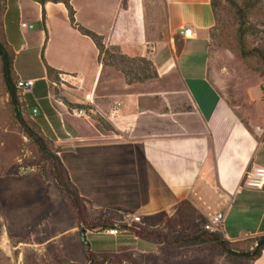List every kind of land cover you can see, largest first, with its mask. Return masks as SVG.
Instances as JSON below:
<instances>
[{"label": "crops", "instance_id": "obj_1", "mask_svg": "<svg viewBox=\"0 0 264 264\" xmlns=\"http://www.w3.org/2000/svg\"><path fill=\"white\" fill-rule=\"evenodd\" d=\"M149 1L129 0L126 14L134 13L140 19ZM123 2L70 0L75 23L102 36L107 49L117 48L131 57L136 44L141 57L154 64L157 78L144 83L128 84L120 73L107 68L96 44L72 24L64 3L46 2L43 6L34 0H6L4 31L16 55L27 50L28 43L22 34L18 42L10 32L11 3L18 8L20 29H26L22 27L26 6H34L39 13L44 74L24 80L15 67L21 81H35L27 94L38 96L46 89L50 108L59 119L50 123L45 117V121L55 134L54 125L65 130L71 137L68 140L77 141L82 148L90 146L92 158L109 156L103 154V142L116 152L126 146L119 144L135 141L136 162L132 165L136 175L125 183L141 188L140 198L142 193L146 197L139 205L145 215L169 212L187 202L206 222L223 214L221 232L231 242L246 235H264V188L244 186L248 171L264 167V128H249L211 79L210 31L216 26L211 0H163L161 8L155 5L154 22L157 24L162 13L165 16L164 40L158 37L152 17L141 19L142 30L134 40L120 33L116 37ZM184 28L193 29L194 37H182L179 32ZM48 67L59 73L62 89L50 80ZM42 82L43 89L39 87ZM57 88L60 94L55 95ZM89 94L92 102L85 100ZM68 108L73 110L70 121L62 110L68 113ZM78 108H84L87 115L76 117ZM57 139L61 141L59 136ZM81 154L85 156V151ZM71 180L75 184L73 176ZM254 264H264V253Z\"/></svg>", "mask_w": 264, "mask_h": 264}, {"label": "rangeland", "instance_id": "obj_2", "mask_svg": "<svg viewBox=\"0 0 264 264\" xmlns=\"http://www.w3.org/2000/svg\"><path fill=\"white\" fill-rule=\"evenodd\" d=\"M236 1L246 9L247 14L249 30L244 45L240 39V21L236 13L227 1L218 0V21L210 32V76L223 98L237 110L249 128H264V59L257 53L243 58L242 53L245 51L249 54L255 49L264 51V0ZM128 3L129 0L123 2L117 19L116 37L123 34L128 40H134L137 32L142 30L141 19L148 21L152 17L153 20L152 8L155 5L161 8L164 2L150 0L140 19L134 13L126 14ZM11 5L7 22L10 32L18 42L23 37L28 43L27 50L15 56L16 70L24 80L41 78L44 63L38 10L31 5L24 8L22 21L33 25L34 29H20L18 8L16 4ZM164 17L162 13L157 24L154 20L152 23L158 26V37L163 40L167 37ZM135 45L131 57L124 55L128 60L121 58L123 54L117 48H111L108 54L101 55L100 61L107 68L120 73L126 81L139 83L146 75H152L153 67L146 64L145 61L150 62L149 59L141 57ZM91 75L89 72L88 80ZM58 79L60 81L54 75L50 76V80L62 89L59 76ZM17 81H20L19 77ZM44 85L42 82L39 87L43 89ZM85 87L89 88V82ZM60 89L55 90V95L60 94ZM19 95L29 121L43 126L62 163L68 166L70 176L74 177L79 193L86 201L89 222L103 224L113 219L124 230L127 221L132 223L134 217H141L137 225L159 232L168 243L205 229L206 220L187 202L162 214L145 215L142 212L139 204L146 196L142 193L140 198L141 188L135 183H125L136 175L132 165L136 162L135 141L119 144L120 147L126 146L116 152L107 149L111 145L103 142V154L109 156L92 158L90 146L82 148L77 141L68 140L71 137L64 134L65 130L54 125L55 134L45 121V117L50 123L58 118L57 112L50 108L46 89L41 90L38 96H21V91ZM58 100L64 102L61 97ZM35 106L39 109L37 116L32 113ZM62 110L69 121L74 119L69 117L73 115L72 109L68 108L70 114ZM57 136L61 138L60 142ZM83 150L85 156L81 154ZM78 166L82 168L78 170ZM83 228L87 230L90 256L81 239ZM125 231L111 237L101 229L90 230L80 223L76 208L54 181L51 164L41 159L37 146L25 137L13 116L0 62V264H93L92 256L96 263H103L106 259H122L123 264H252V261L241 257H229L213 244L169 245L156 239H135L131 231ZM216 233L223 234L221 231ZM251 239H241L234 249L240 253L247 252L253 246Z\"/></svg>", "mask_w": 264, "mask_h": 264}, {"label": "trees", "instance_id": "obj_3", "mask_svg": "<svg viewBox=\"0 0 264 264\" xmlns=\"http://www.w3.org/2000/svg\"><path fill=\"white\" fill-rule=\"evenodd\" d=\"M39 2L41 5H45L46 2H53V3H64L70 12V18L72 24L85 36L89 37L99 48L101 55L102 54H108L109 49H107L104 45V39L102 36L85 29L75 23L74 18V10L70 4V0H34ZM231 7V9L236 13L239 21H240V39L242 44L244 45V40L247 36V31L249 30L247 27V14L246 9L241 7L236 0H225ZM212 9L215 15L216 25H217V8H218V0H211ZM252 6V4H251ZM245 9V10H244ZM6 12V0H0V62H1V71L3 75V80L6 86V91L10 99V105L13 111V116L19 125L20 129L22 130L25 137L29 139L30 142H33L39 152L41 159L49 162L51 164V173L54 178V181L56 185L58 186L59 190H61L64 194H66L69 199L71 200L73 206L76 208L77 213L79 215V221L81 224L85 225L90 230H99L102 231L113 229L117 226L116 222L113 219L106 220L103 224H93L89 222L88 216H87V207H86V201L85 199L80 195L78 188L76 185L72 182L70 174L65 167V165L62 163L59 152L55 149L53 142L49 140L40 125L37 123H34L32 121H29L27 116L25 115L23 111V103L20 100L19 90L17 88V79L18 76L15 71V52L13 49L9 46V44L6 41L5 31H4V15ZM43 19L44 23L46 20V14L45 11L43 12ZM211 32V31H210ZM243 58H248L251 55L258 54L264 59V51L263 49H255L254 51L247 54L245 51H242ZM121 58L124 60H128L124 55H121ZM150 61V60H149ZM148 66L153 67L152 75H146L145 78L139 80V83H144L149 80L157 78V71L155 69L154 64L150 61H145ZM48 74L54 75L57 79V81H60L58 79L59 73L48 67ZM128 84H134L136 82H129L127 79ZM55 150H54V149ZM188 206L192 207L189 203ZM193 209V207H192ZM196 210V209H195ZM127 231H131L133 235L139 239H156L163 241L165 244H187V245H197V244H213L215 245L219 250H221L224 254L228 255L229 257H241L247 260L252 261V264H254L255 261H257L262 254L264 253V235L257 236L252 238L253 240V246L252 249L248 250L247 252H238L234 249V247L237 246V244L240 241L231 242L228 239L225 238L223 234L216 233V232H210L206 229H199L194 235L186 236L182 239L176 240L174 243H168L165 236L160 234L157 231L149 230L148 228L139 226V225H133V227L129 228L126 227ZM220 232V231H219ZM94 263L93 264H123L122 259H106L103 263H96L94 256H92L91 259Z\"/></svg>", "mask_w": 264, "mask_h": 264}, {"label": "built area", "instance_id": "obj_4", "mask_svg": "<svg viewBox=\"0 0 264 264\" xmlns=\"http://www.w3.org/2000/svg\"><path fill=\"white\" fill-rule=\"evenodd\" d=\"M22 27L23 28H29V29L34 28V26H32V25L29 26L26 23H23ZM179 34L186 39L193 38L195 35L194 30L191 28L181 29ZM34 86H35L34 80H28V81H21L20 80L17 84L18 90L21 91V96H24L25 94L30 93ZM85 100L87 102H92L93 101L92 95H90V94L86 95ZM32 113L34 116H37L39 113L38 107H34L32 109ZM74 115L76 117H84L87 115V111L84 108H78V109L74 110ZM244 186L246 188H249V189H263L264 188V167H256V168L248 171L246 176H245ZM223 220H224L223 214L219 213V214L213 215V216H211V219L207 222L205 229L207 231H210V232L221 231V225H222ZM128 222L129 221H127L126 227L131 228V227H133V225L140 224L141 217H134V219L131 221L132 223H128ZM122 230L123 229L117 225L113 229L105 230L104 234L109 235L111 237H116L120 233L126 232L125 230H123V231ZM244 238H252V237L246 235ZM106 264H108V263H106Z\"/></svg>", "mask_w": 264, "mask_h": 264}, {"label": "water", "instance_id": "obj_5", "mask_svg": "<svg viewBox=\"0 0 264 264\" xmlns=\"http://www.w3.org/2000/svg\"><path fill=\"white\" fill-rule=\"evenodd\" d=\"M80 235H81V239L83 241V244L85 246V251L87 253V255L90 256V250H91V246H90V243L88 242L87 240V230L86 229H81V232H80Z\"/></svg>", "mask_w": 264, "mask_h": 264}]
</instances>
